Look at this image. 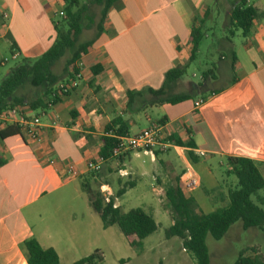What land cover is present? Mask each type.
I'll list each match as a JSON object with an SVG mask.
<instances>
[{"label":"crops","instance_id":"0c3cea01","mask_svg":"<svg viewBox=\"0 0 264 264\" xmlns=\"http://www.w3.org/2000/svg\"><path fill=\"white\" fill-rule=\"evenodd\" d=\"M208 1H116L107 12L101 34L80 60L81 81L68 95H59L51 107L31 111L42 122L40 141L32 142L23 135L0 139V264H27L21 245L32 238L41 248L53 249L59 261V248L82 245L76 229L91 226L93 213L88 202V223L71 222L70 229L57 222L45 223L40 203L73 184L76 197H80L75 182L89 173L86 162L98 157L103 128L112 119L123 118L130 135L141 131L131 132L136 121L133 114L125 113L126 92H141L148 100V88L159 89L167 71L188 64L192 28L207 18L209 23L214 19L209 15ZM236 1L222 3L226 23ZM248 4L262 16L253 21L245 37L240 31L234 34L232 39L241 37L239 43L227 47L223 43L225 49L220 46L223 52L218 64L212 63V73L196 97L176 105L148 106L134 113L148 120L143 129L152 123L161 124L163 136L173 144L152 157L158 165L152 188L169 181L163 170L173 174L176 161L183 166L193 163L187 158L189 151L195 156L194 163L202 161L203 173H195L197 188L205 189L207 184L214 190L217 179L211 164L206 163L218 160L228 168V157L252 160L264 177V0H248ZM63 7V0H0V62L5 59L3 48L17 55L13 60H32L46 52L56 37L53 23ZM95 65L102 67L96 76L90 72ZM192 84L182 79L178 93L190 91ZM200 99L204 104L196 110L194 102ZM148 111L160 118L150 119ZM175 140L192 142L194 148L175 145ZM198 152L205 156H198ZM131 154H123L118 164L117 175L122 183L123 177L131 179L133 175L134 169L127 171L124 165ZM69 165L74 174L68 178L65 174ZM175 177L180 182L181 176ZM106 186L113 194L117 190ZM63 230L68 234L63 236ZM62 237L67 239L62 242Z\"/></svg>","mask_w":264,"mask_h":264},{"label":"trees","instance_id":"16d2710c","mask_svg":"<svg viewBox=\"0 0 264 264\" xmlns=\"http://www.w3.org/2000/svg\"><path fill=\"white\" fill-rule=\"evenodd\" d=\"M116 1L118 0H87V2L63 0V16H59L53 23L56 37L51 47L36 59H21L0 82V114L24 104H27L31 111L44 109L50 102L54 104L58 99V96H52L54 87L58 83H69L73 79V73L77 71L75 65L86 55L95 39L101 34L107 12ZM214 1L217 3L218 0ZM91 6L99 8L96 22ZM260 16L262 14L249 5L248 0H237L229 10L226 25L228 34H226V42L220 41L221 48H223V43L224 47L230 45L232 37L238 31L245 37L250 32L253 21ZM200 26L201 24L194 25L191 30L189 38L191 50L188 64L167 71L159 89L148 88L145 92L148 100H144L141 92H126L125 113H138L148 106L176 105L193 99L203 90V81L212 73L210 69L202 73L200 83L190 86V91L175 93V88L180 85L189 64L196 60L200 44L205 37ZM93 27L95 29L93 38L82 40L84 31H89ZM231 57L234 59V53L231 54ZM60 64L62 66L59 68ZM101 71L102 67L98 65L90 68V72L94 76ZM28 93L34 94L36 98L27 102ZM46 99L48 102L45 104L44 100L46 101ZM128 134L129 127L121 117H115L103 128L100 138L101 147L98 151V156L103 160V166L98 173L91 172L80 178V191L86 197L91 211L100 219L102 229L118 227L130 247L137 248L141 246L142 240L157 230V224L152 216L141 209L122 213L119 206L114 208L115 200L122 197L126 188L132 187L133 184H124L122 189L115 190L109 203L103 200L100 193L102 185L110 184V179L106 178V175L111 177L114 173L110 166L113 163L121 164L122 162L123 155L112 158L111 152L119 140ZM14 135H21L20 128L15 125L0 129V139ZM174 143L189 149L194 148L192 142L183 144L179 140H175ZM158 151H154V156L158 155ZM186 155L194 163L193 153L189 151ZM226 163L228 173L237 180L238 188L229 189L227 205L211 213L204 214L198 210L193 198L185 196L178 179L174 186L166 190V199L175 214L172 225L166 231V238H180L183 250L191 255L195 264H209L206 237L210 236L218 241L236 222H240L244 231L256 229L264 233V177L257 165L250 159L228 157ZM116 184L118 186L121 184L119 177L116 179ZM193 209L197 211H193ZM21 249L26 256L27 264L60 263L59 257L53 249L41 248L33 238L24 241ZM74 264H102V256L98 251H95ZM233 264L263 263L258 258L246 256L242 252Z\"/></svg>","mask_w":264,"mask_h":264},{"label":"rangeland","instance_id":"374dc122","mask_svg":"<svg viewBox=\"0 0 264 264\" xmlns=\"http://www.w3.org/2000/svg\"><path fill=\"white\" fill-rule=\"evenodd\" d=\"M81 1L87 2V0ZM218 1L217 3L214 0H209L207 2L208 5L210 4L208 6L209 15L214 16V19L212 23H209V18H207L205 22L201 24L200 29L205 34V37L200 44L197 59L189 64L186 74L182 78L193 84L201 82V74L205 70L212 69V63L215 65L218 64L219 56L223 52L220 48V41L226 42L225 38L227 36L226 34H228L226 32L227 23L221 11L223 7L222 3L224 4L225 0H221V2ZM90 8L92 13L95 14L94 19L96 22L99 8L94 6ZM94 34V27L89 31H84L82 40L92 39ZM240 38V36L235 37L232 39V42L237 44ZM2 56L5 58L6 63L0 66V82L6 77L9 71L21 61V58L13 60L9 51L4 48ZM210 62L211 64H208ZM61 66L62 64H60L59 68ZM179 91L180 85L175 88V93ZM35 98L36 96H34V94H27V102ZM147 115L152 120L160 118V116L153 111H148ZM131 116L136 121V124L131 127L132 133L142 130L147 126L148 120L145 118V115L133 114ZM135 155V153H132L130 160H126L124 163L127 171H132L134 169L132 171L133 175L131 176V179L134 181L128 177H123L122 181L124 183L121 182L120 184V186H123V184L131 182L135 184V186L130 188L127 187L126 193L117 199L116 204L120 207L122 213H127L134 209L143 210L145 213L152 216L157 224V230L152 235L142 240L141 246L133 248L130 247L127 239L121 234L118 227L112 226L107 229H102L100 219L91 211L93 213V221L91 222L90 228L86 227L81 229L77 227L76 229L78 240L82 239V245L75 244V247L69 249L68 246L59 248V264H74L93 254L95 251H98L102 256V264H195L191 255L183 251L180 238H166V231L175 219V214L166 199V190L175 185L176 178L178 179V177H175L176 175L182 176L184 166L179 161H176L174 163L175 169L173 174H170L167 170H163L165 175L169 178V181L163 185L160 184L162 181L156 184L159 189L162 188L161 193L163 195L161 197L157 192H153L152 190L153 178L157 174V163L152 161V156L145 155L142 152L138 153V157ZM200 162L202 161L191 163L195 173H203ZM207 164H211L217 179L214 190L208 189L209 186L206 184L205 189L194 188L191 192L186 193L187 196L193 198L198 210L204 214L211 213L227 205L226 192L229 189L238 188L236 178L228 173V168L224 163L221 165L218 163V160H216L206 163V166H208ZM119 169L120 167L118 164H114L111 169L114 173L111 177H108V179H110L109 185L114 187V190L118 189L116 179L119 177V175H117ZM204 179L206 180V178ZM77 184L80 194L79 198L76 197L73 184L58 189L40 203V207L45 213V223L57 222L65 229H70L71 222L76 223V225H79L81 222L88 223L89 220L85 214V204L87 200L80 191V181H76L75 186H77ZM46 210L47 212H45ZM193 211L197 210L193 209ZM71 229H74V226H71ZM63 231V236L68 234L65 230ZM66 239L67 238L62 237L61 240L64 242ZM206 246L209 253V264H233L238 255L242 252H244L246 256L258 258V260L264 264V233L256 229L244 231L241 228L240 222L233 224L224 237L218 241L207 236Z\"/></svg>","mask_w":264,"mask_h":264},{"label":"built area","instance_id":"2783aa9c","mask_svg":"<svg viewBox=\"0 0 264 264\" xmlns=\"http://www.w3.org/2000/svg\"><path fill=\"white\" fill-rule=\"evenodd\" d=\"M63 16L62 12L59 13ZM12 59L17 57L16 54L11 55ZM6 60L0 62V66L4 65ZM77 68L76 73H73V79L69 83L61 82L58 83L54 89L52 96H59L69 94L72 88L76 87V84L82 79L81 63L77 62L75 65ZM204 104V100L200 99L194 102V108L197 110ZM51 102L48 103V107H51ZM15 125L20 128L21 135L32 142H39L42 130V122L39 115L31 114L30 108L27 104L23 106L11 108L0 114V129L7 126ZM55 125V124H54ZM173 146V144L167 140L162 133V125L159 123H152L148 128L139 131L133 135H126L121 138L118 144L113 148L111 152L112 158H117L125 153H135L138 154L142 152L145 155H150L153 157L155 150L164 151ZM198 156L204 157L203 152H198ZM103 165V160L99 156L95 160H88L86 162V169L89 173H98ZM74 174L72 166L66 167V176L69 178ZM180 186L186 194L191 192L194 188L199 186V180L195 174L190 163H185L184 172L181 176ZM153 192H157L159 196L162 197L161 189L153 186ZM100 193L103 200L106 203L110 202L113 197L112 190L106 185L100 187ZM117 200H115L114 208L117 207ZM184 251V250H183Z\"/></svg>","mask_w":264,"mask_h":264}]
</instances>
